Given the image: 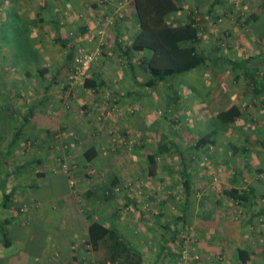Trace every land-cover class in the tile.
Listing matches in <instances>:
<instances>
[{
  "label": "crops",
  "instance_id": "1",
  "mask_svg": "<svg viewBox=\"0 0 264 264\" xmlns=\"http://www.w3.org/2000/svg\"><path fill=\"white\" fill-rule=\"evenodd\" d=\"M176 2L166 20L195 24L206 63L149 85L143 56L129 50L139 31L132 0H7V49L22 54L19 20L30 3L54 47L33 34L29 57L0 62L3 80L30 78L26 95L42 96L22 118L0 106V128L16 123L0 136V264H264V0ZM78 48L96 59L69 85ZM156 107L184 115L176 140L168 124H153ZM121 144L134 145L125 172L113 153ZM206 147L207 164H190ZM157 177L169 182L147 181ZM118 185L124 192L107 199ZM93 223L110 234L92 245Z\"/></svg>",
  "mask_w": 264,
  "mask_h": 264
},
{
  "label": "trees",
  "instance_id": "2",
  "mask_svg": "<svg viewBox=\"0 0 264 264\" xmlns=\"http://www.w3.org/2000/svg\"><path fill=\"white\" fill-rule=\"evenodd\" d=\"M132 1L139 31L134 36L129 50L143 56L142 60L151 75V79L147 81L149 85L205 65V57L193 46L198 37L195 24L189 22L183 25H171L166 20L168 15L179 10L177 0ZM147 53L149 57L146 58ZM231 113L232 116L238 115L236 110ZM208 143V139L204 137L197 142V145L201 147ZM86 158L92 159L89 155ZM148 161L151 165L155 164L153 156H148ZM241 198L239 196V199ZM95 234L97 237H103L110 232L93 223L90 226L92 245L95 244Z\"/></svg>",
  "mask_w": 264,
  "mask_h": 264
},
{
  "label": "rangeland",
  "instance_id": "3",
  "mask_svg": "<svg viewBox=\"0 0 264 264\" xmlns=\"http://www.w3.org/2000/svg\"><path fill=\"white\" fill-rule=\"evenodd\" d=\"M26 4L27 3H25L24 5H26ZM6 5H7V0H0V13H2V10L4 11V7H6ZM32 5H34V3L33 4L30 3L29 7H25V12H28V14L25 13L26 15H23V18L21 20H19V22H21V24H22V29L19 32V34H22L23 29H25L24 32L26 33V36H28L27 38H25L22 35L20 37L18 36L20 38L19 39L20 41L24 40L23 42H21V43H23V46L21 44V46H22L21 47L22 48L21 49L22 54H17L15 50L7 49L6 42L3 41L2 39H0V62H1V60H5L6 61L3 65H7V63H9V59H11V58L16 60V58H18V56L21 57L25 53H27L28 57L32 54V53H30V49H31V47L33 45L32 42H31L33 40L31 36H33V34H38L41 37V42H40L41 47L43 49L50 50L51 53H52V50H53L52 48L54 47V45H53L54 44V39H52L51 36L49 35V30H44V28L46 26H44L42 24V22L41 23L38 22L37 17H35V18L33 17L32 10H31ZM36 22H38V24H33V23H36ZM0 34H1V32H0ZM6 39L10 40L9 38H6ZM29 42H31V43L29 44ZM55 52H56V50H55ZM90 52L95 54L93 51H90ZM3 65L0 63V73H1V75H0V89L2 87L6 91L1 93V90H0V106L3 105L4 107L8 108L9 111H6V113L9 114L8 115L9 118L15 119V117L19 116V115H20V118H22L23 116H25V115H23V114H25L24 106H26V105L29 106V105H31L33 103H36L37 100L42 98V96H40L39 94H34V92H33L32 95H26L23 86L25 85V83H30V84L32 83L33 80H31L30 78H26L25 77L24 79H22V80H24L23 84H21L20 80L15 79V77L10 79V80H8V79L3 80L1 78V76L3 75L2 74L3 71L1 70ZM40 66H42V64ZM30 72H34V70H31ZM17 73H18L17 71H14V74H17ZM40 75H42V74H40ZM187 80L190 82V86H191L190 87L191 88L190 91H192V89L194 88V85L192 84V81H195V80H192L191 77H188ZM35 81L38 82L39 79H37ZM176 84H178V81L176 82ZM176 84H175V86H176ZM22 87H23V89H22ZM32 87H34V86H32ZM8 89L10 91H7ZM199 89H200L199 91L198 90L194 91L195 95L196 94L199 95V93H202L203 90H204V87H200ZM202 97H203L202 95L200 97L196 96L195 99L196 98H202ZM116 99H117V97L113 99V102H117L118 100H116ZM17 103L20 105V107H16L15 104H17ZM15 108L20 109L22 111H20L19 114H16L15 113ZM81 112H82V116L86 115L85 112H83V111H81ZM152 115H153V124L155 126L157 124H168L170 126V135L171 136L173 134L172 133L173 129L177 130L178 129L177 126H179V127L182 126V124H179V122L182 123L184 121L185 122L187 121L184 118V115L183 114H178L176 110L173 112L171 110H168V109H165V108L163 109L161 107L153 108ZM1 121H3V120L0 118V122ZM5 124H6V126L4 128H0V130L4 129L3 131H0V136H3L4 138L8 137L9 134L11 132H14V129L16 128V125H15L16 123L13 125V128L12 127L10 128V126H9V125H11L13 123H11V124L5 123ZM174 134L175 135H173L172 138L174 140H176L178 133L175 132ZM110 135H112V134H110ZM156 136L154 135L153 138H155ZM189 137L190 136H188V135H183L182 136V134L180 136H178V138L183 139L185 142H188ZM164 141H165V139H164ZM153 143H155V142H153ZM123 145L121 144L120 150H118V151H116V150L119 149V148H114L116 152L115 151L113 152V153H115V154H117L119 156L118 159H120L119 166H120L121 172L127 171L129 163H131V165L134 163L132 161V159H131V156H132V154L134 152V145L131 146L130 149H129V147H126V146H123ZM149 148H150V146H148V148H145V149L147 151H149ZM198 148L199 147L197 145L196 149L198 150ZM107 152H109V151H107ZM208 152H209L208 151V147H206V149L201 150V152L198 154V159L196 157L192 158V155H191L190 156V164L193 163V164H195L197 166L204 167L207 164V162H208V157H207V153ZM144 156H145V154H144ZM137 161L138 162H137L136 166L141 167L142 166L141 164L145 165V159L137 158ZM139 161H141V163H139ZM159 178L160 177L153 178V179H151V178L148 179L147 178V181L148 182H158V181L159 182H169L168 180H165V179H161V181H160V180H158ZM95 179H98V178H96L94 176L91 181H94V182H107V179H104V180H95ZM170 179H172V178H170ZM137 181H144V180H143V178H141L140 180L138 179ZM147 181H144V182H147ZM179 181H180V179H179ZM128 183H129L128 181H125V183L123 184V187L126 188V186H128ZM107 187H108V185L105 186V188H107ZM123 187L118 185V186H116V188H118V190L112 191V192L109 191V195L104 193V196L107 197V199L116 198L119 194H122L124 192L123 191ZM108 190L109 189L105 190L104 192H106ZM25 250L27 251V253H31V251H33L32 247L29 246V245H27L25 247Z\"/></svg>",
  "mask_w": 264,
  "mask_h": 264
},
{
  "label": "built area",
  "instance_id": "4",
  "mask_svg": "<svg viewBox=\"0 0 264 264\" xmlns=\"http://www.w3.org/2000/svg\"><path fill=\"white\" fill-rule=\"evenodd\" d=\"M104 25H113V20L109 17L103 18ZM96 59V55L90 51H87L83 48H78L73 58V65L68 73V84L74 85L79 80L85 78L86 74L89 72L92 64ZM61 170L65 173L67 172V168L65 164L60 166ZM71 183H73L71 181ZM176 264H186L184 260H180Z\"/></svg>",
  "mask_w": 264,
  "mask_h": 264
}]
</instances>
